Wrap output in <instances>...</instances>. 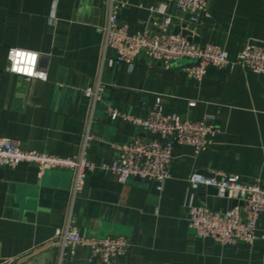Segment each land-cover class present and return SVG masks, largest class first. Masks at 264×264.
Segmentation results:
<instances>
[{"label":"crops","instance_id":"crops-1","mask_svg":"<svg viewBox=\"0 0 264 264\" xmlns=\"http://www.w3.org/2000/svg\"><path fill=\"white\" fill-rule=\"evenodd\" d=\"M105 1L0 0V137L17 141L25 151L78 154L88 115L83 91L98 79L104 85L103 102L96 106L94 138L86 147V158L97 168L86 175L72 211L80 234L126 237L128 252L112 264H264L263 240L249 249L219 246L194 237L186 215L190 194L194 205H205L197 191L189 190L193 173L234 175L264 185V75L237 66L209 67L196 81L177 66L166 70L144 57L131 71L121 63L108 67L101 63L97 30L106 19ZM124 1L119 21L133 30L162 0ZM208 9L207 19L188 25L197 43L219 46L234 59L248 41H264V0H209ZM167 13L176 24L187 23L174 6ZM9 49L37 53L46 80L19 87L18 78L7 71ZM157 100L164 114L191 121L208 117L218 134L198 154L175 147L161 191L138 179L119 184L98 167L114 159L112 145L143 136V130L110 120L106 105L144 118ZM72 182L69 170L39 176L31 164L0 167V264H28L33 254L47 249L65 224ZM263 233L264 214L256 235ZM89 258L88 249L79 247L69 264H87ZM90 264L102 263L92 258Z\"/></svg>","mask_w":264,"mask_h":264},{"label":"built area","instance_id":"built-area-1","mask_svg":"<svg viewBox=\"0 0 264 264\" xmlns=\"http://www.w3.org/2000/svg\"><path fill=\"white\" fill-rule=\"evenodd\" d=\"M209 0H162L149 9L147 19L140 22L139 29L131 30L125 22L119 21V13L126 6L124 0H106L105 22L97 27L101 34V63L108 67L124 64L131 71L140 57L150 62L160 63L170 70L179 67L189 78L201 81L209 67L221 70L240 67L245 71L264 75V41H248L234 59L219 46L209 43L189 41L180 33L169 31L176 25L168 15L169 6H174L186 25H197L209 17ZM55 18L50 17V25ZM7 71L19 80L23 87L32 79L45 81L46 73L39 68L37 53L9 49ZM186 61L184 65L180 62ZM104 85L96 80L83 91L87 101L86 130L81 139L78 154L59 157L36 151L21 149L15 140L0 137V167L14 168L19 164H31L40 176L45 171L69 170L73 173L68 211L62 229L55 231L48 249L53 251V264H69V258L79 247L88 249L90 258H97L102 264H112L113 260L124 256L130 247L124 236L87 237L81 235L73 222L72 211L80 197L84 180L88 173L97 168L86 158V147L94 138L92 126L96 106L103 102ZM110 120L119 118L156 138L135 136L121 144L112 145L114 159L98 168L111 173L117 183L124 184L129 179L153 182L161 191L169 178V167L175 147H190L194 154L206 150L213 144L218 134L217 128L208 119L191 121L179 115L164 114L159 101L144 118L120 114L106 105ZM189 190L195 193L200 187L215 190L218 199L234 200L238 204L225 210H212L204 204L194 205L193 195L186 202L187 227L196 238L209 239L219 246H242L251 248L257 239L264 241V233L256 235L259 217L264 214V185L255 180L242 182L238 176H207L193 173L187 179ZM240 203V204H239Z\"/></svg>","mask_w":264,"mask_h":264},{"label":"water","instance_id":"water-1","mask_svg":"<svg viewBox=\"0 0 264 264\" xmlns=\"http://www.w3.org/2000/svg\"><path fill=\"white\" fill-rule=\"evenodd\" d=\"M193 30L192 26H188L186 24L176 25L172 28H169V31H171L173 34L180 33L182 36L186 37L189 41L197 43V41H194L190 37V32ZM19 80V79H18ZM143 136L147 138H156V135L149 134L145 131L142 133ZM197 193L201 197V201L205 203V205L212 209V210H225L230 207H234L236 204H238L234 200H225V199H218L215 197V190L207 187L202 188L200 187L197 190ZM240 204V203H239ZM53 251H50L48 248L42 251H39L31 256V259L28 264H53Z\"/></svg>","mask_w":264,"mask_h":264}]
</instances>
